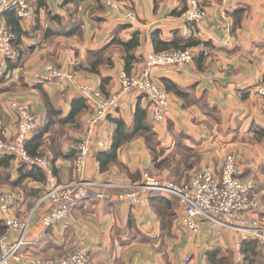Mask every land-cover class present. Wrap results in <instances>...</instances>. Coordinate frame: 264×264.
<instances>
[{"label":"crops","instance_id":"1","mask_svg":"<svg viewBox=\"0 0 264 264\" xmlns=\"http://www.w3.org/2000/svg\"><path fill=\"white\" fill-rule=\"evenodd\" d=\"M99 1L101 9L96 0H29L33 15L21 19L27 34L7 67L0 69V77L6 76L0 87L8 85L0 93L2 136L11 140L17 132L18 116L11 103L26 102L39 120L29 140L51 123L44 138L55 135L58 150L56 153L46 148L39 154L50 163L48 169L43 168L47 181L26 177L21 188L10 182L22 177L25 164L13 155H8L12 157L8 160L7 155L0 153V193L8 189L17 195L14 213L18 218L25 219L34 212L27 243L20 250L22 258L28 261L34 256L63 257L78 248L87 250L91 264H208L207 253L215 248L229 249L236 258L235 244L248 238L206 220H201L198 232L185 229L180 222L183 207L177 196H163L174 201L176 213L171 232H164L152 200L160 195L157 192L149 193L139 204L85 199L63 221L48 228L43 225L51 206L40 202L51 177L58 184L80 177L135 182L125 167L134 175L140 174L141 179L147 173L151 178L170 181V170L156 169L142 136L119 148L118 163L105 172L100 170L98 152L112 149L118 121L133 129L138 107L146 111V123L165 150L159 160L180 146L194 148L200 154L198 164L186 171L181 182L203 168L220 175L226 156L232 154L240 167V178L255 182L250 194L258 202L254 215L264 219V104L256 91L264 82V0H198L207 8L208 16L195 23L183 16L189 0H111L117 7L108 4V0ZM129 11L135 14V21L127 17ZM135 34L139 35L140 44L134 51L137 61L130 73L133 75L144 68L146 55L156 52L154 35L164 42L198 41L190 47L195 55L191 63L162 65L152 70L163 88L172 83L183 96L168 91L172 113L157 123L145 94L135 90L120 94L95 134L84 172H78L74 146L95 108L78 87H97L106 96L119 94L124 48L115 41H128ZM100 51L111 63L104 61L98 65V72H93L90 60ZM48 63L74 73V81L43 83L42 74ZM81 98L86 100L87 110L76 122L68 120L73 103ZM49 105L59 114H52ZM8 231L7 227L5 232ZM10 234L16 238L15 233ZM260 246L264 264V245Z\"/></svg>","mask_w":264,"mask_h":264},{"label":"built area","instance_id":"2","mask_svg":"<svg viewBox=\"0 0 264 264\" xmlns=\"http://www.w3.org/2000/svg\"><path fill=\"white\" fill-rule=\"evenodd\" d=\"M239 1V0H233ZM108 4H117L108 0ZM8 10H15L20 19H28L33 15L29 0H0V69L8 65L14 56L13 36L3 15ZM189 23L200 22L208 16V10L198 0H189L183 14ZM131 21L136 20L132 11L127 12ZM194 52L185 50H164L146 55L145 65L138 74H130L122 70L119 74L121 91L119 94L106 96L99 88L80 85L78 89L94 103V112L86 122V130L75 144V168L84 172L87 159L92 153V144L100 125L107 119L110 110L117 104L120 94L131 90L145 94L150 101V108L155 122H164L172 113L169 92L153 77L152 70L157 66H185L194 60ZM74 73L48 63L42 74L43 83L55 80L74 81ZM257 94L264 104V82L256 87ZM12 108L18 116V128L14 139L4 138L0 130V153L13 155L28 166L49 168V160L44 156L32 155L27 149V141L38 128L39 120L26 102L13 101ZM99 146L104 148L103 142ZM240 167L236 158L228 154L220 175L208 168L196 170L191 178L178 185L172 181L151 178L147 173L140 181L110 182L85 178L58 184L51 177L49 189L43 195L40 204L48 202L50 211L43 218L45 227H51L66 219L74 207L85 199L118 200L126 204H139L151 192L161 196H177L183 207L180 217L181 225L191 231L200 230L201 220L209 221L222 228L232 229L244 238L257 240L264 245V219L254 215L258 202L252 198L251 191L255 186L253 179L240 178ZM111 190L118 193L112 194ZM17 195L5 189L0 193V217L9 231L0 234V264H91L85 248H78L63 257L45 258L34 256L28 261L21 256L20 250L27 243V235L34 223V212L25 219L18 218L15 213ZM10 232L16 234L11 237ZM237 261H243L242 243L235 244Z\"/></svg>","mask_w":264,"mask_h":264},{"label":"trees","instance_id":"3","mask_svg":"<svg viewBox=\"0 0 264 264\" xmlns=\"http://www.w3.org/2000/svg\"><path fill=\"white\" fill-rule=\"evenodd\" d=\"M96 4H98L99 9L102 8V6L99 5V0H96ZM3 18L8 24L9 30L13 36L14 50H19L20 45L22 44V39L27 34L21 24V19L18 17L15 10L6 11L3 15ZM76 33L78 35L80 34V32ZM115 42L120 44L124 48V70L128 73H131L133 65L137 61L134 51L140 44L139 35L135 34L133 38L128 41L117 39ZM153 42L156 52H161L164 50H185L198 44V41H189L185 43L182 42L181 39H177L172 42H164L156 35H154L153 37ZM102 51L95 52L92 60H90L89 66L90 70L93 72H98V65L104 63L105 61V57L101 55ZM106 61L108 64L111 63L110 58H106ZM5 78V75L0 77V85L2 83H5ZM166 88L168 89H166L167 91L173 90L174 93H176L178 96H183L181 90L172 83H166ZM7 89L8 85H5L3 88L0 87V93ZM48 108L51 109L50 111H52V114H59V112L54 110L52 106L49 105ZM87 108V102L83 98L74 102L72 112L70 113L68 120L76 122L78 116L86 111ZM50 125L51 123L46 125L44 130L39 135L34 137L32 140L30 139L27 141L26 146L30 154L39 155L43 153L46 148H49L56 153L58 152L56 146V136L49 135L48 137L44 138V133L49 130ZM136 136H142L144 138L149 151L154 157V164L156 169L168 168L170 170L169 180L172 182L181 183L186 171L192 169L196 164H198L200 160V154L196 149L185 146L178 147L174 153L159 160V158L164 155L165 150L160 146L154 129L146 123V111L138 107L135 113V125L133 129H128V127L122 120L118 121L117 129L113 138L112 149L110 151L98 152L97 158L100 162V170L102 172H105L109 170L114 163H118L119 148ZM6 158L10 160L12 157L7 155ZM123 169L126 170L129 178L133 181H139V179H141L140 174L134 175L129 171L128 168L124 167ZM26 177H29L32 180L41 183H45L47 181V174L42 168L37 166H28L25 164L22 169V177L18 181L10 183L13 187L21 188L23 180ZM31 191L33 193H37L34 192V190ZM39 197L40 196H37V198ZM153 197V204L158 218L161 221L162 229L164 232L169 234L176 218V213L173 211L174 201L160 195ZM6 229V225L4 224L3 220L0 219V234H3ZM260 247L261 246L257 240H253L250 238L243 239L242 253L244 257L242 262L237 261L231 250H223L218 248L212 249L207 253V261L208 264H263V255L261 253Z\"/></svg>","mask_w":264,"mask_h":264},{"label":"rangeland","instance_id":"4","mask_svg":"<svg viewBox=\"0 0 264 264\" xmlns=\"http://www.w3.org/2000/svg\"><path fill=\"white\" fill-rule=\"evenodd\" d=\"M184 182H185V181H184ZM181 183H183V182H181ZM181 183H178V185L181 184Z\"/></svg>","mask_w":264,"mask_h":264}]
</instances>
